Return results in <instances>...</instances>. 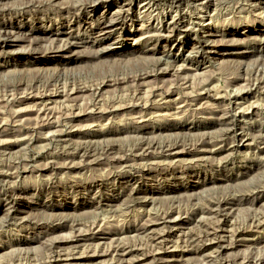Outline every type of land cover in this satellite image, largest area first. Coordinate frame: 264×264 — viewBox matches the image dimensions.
<instances>
[{
    "label": "rangeland",
    "instance_id": "1",
    "mask_svg": "<svg viewBox=\"0 0 264 264\" xmlns=\"http://www.w3.org/2000/svg\"><path fill=\"white\" fill-rule=\"evenodd\" d=\"M131 1L0 0V264H264V0Z\"/></svg>",
    "mask_w": 264,
    "mask_h": 264
},
{
    "label": "bare ground",
    "instance_id": "2",
    "mask_svg": "<svg viewBox=\"0 0 264 264\" xmlns=\"http://www.w3.org/2000/svg\"><path fill=\"white\" fill-rule=\"evenodd\" d=\"M128 1V0H127ZM130 1V0H129ZM132 1H134V2H140V0H132ZM131 1V2H132ZM168 1V0H167ZM181 2H183V3H193V4H195V5H201V6H206V5H208L209 3H210V0H180ZM52 2V1H51ZM90 2H92V1H90ZM89 2V3H90ZM173 2H175V3H177L176 2V0H174ZM170 3V2H169ZM24 4H26V3H24ZM92 4H95L94 2L92 3ZM32 5V4H31ZM90 5V4H89ZM178 5H180V4H178ZM33 6V5H32ZM24 7V6H23ZM23 7H21V8H23ZM179 7H181V6H179ZM2 9V10H1ZM0 9V11H4V9L3 8H1ZM6 10V9H5ZM20 10V9H19ZM116 14V13H115ZM117 16V15H116ZM3 34H8V30L6 31L5 29L3 30ZM22 34V33H21ZM6 36V35H5ZM9 36V35H8ZM203 38H207V37H203ZM7 40V39H6ZM201 45V44H200ZM200 51V50H199ZM48 53V52H47ZM197 55H198V53H197ZM253 87V86H252ZM252 90L253 89H245V90H243L242 91V93H243V96L242 97H246V96H248V95H250L251 94V92H252ZM174 99V98H173ZM55 101V100H54ZM39 103V102H38ZM42 104V103H41ZM20 220V219H19ZM158 234V233H157ZM166 235H162V234H158V235H155V240L156 241H159V240H162L164 237H165ZM169 236V235H168ZM154 237V236H153ZM164 240V239H163ZM160 244V243H159ZM114 254H121L120 256H122V255H125L126 253H127V251H126V249H123V248H117V249H115L114 251ZM64 255V254H63ZM61 256V255H57L56 257H53V259H51L47 264H70V263H67L68 261H69V259H68V255H65V256ZM107 255V254H106ZM86 257V256H85ZM75 259V258H74ZM78 259H79V257H78ZM73 260V259H72ZM109 260V259H108ZM126 260V259H125ZM60 262H64V263H60ZM107 262V261H106Z\"/></svg>",
    "mask_w": 264,
    "mask_h": 264
}]
</instances>
